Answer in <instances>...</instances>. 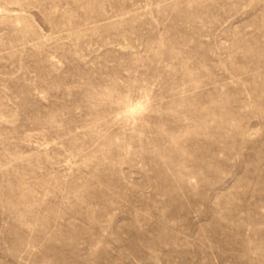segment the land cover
<instances>
[{
	"label": "rangeland",
	"instance_id": "374dc122",
	"mask_svg": "<svg viewBox=\"0 0 264 264\" xmlns=\"http://www.w3.org/2000/svg\"><path fill=\"white\" fill-rule=\"evenodd\" d=\"M0 264H264V0H0Z\"/></svg>",
	"mask_w": 264,
	"mask_h": 264
},
{
	"label": "clouds",
	"instance_id": "9594fccd",
	"mask_svg": "<svg viewBox=\"0 0 264 264\" xmlns=\"http://www.w3.org/2000/svg\"><path fill=\"white\" fill-rule=\"evenodd\" d=\"M149 108H150V100L148 98H145L141 104L129 108L127 112L124 114V116L129 122H133L138 118H140L144 113H146ZM120 118H121L120 116H117V119Z\"/></svg>",
	"mask_w": 264,
	"mask_h": 264
}]
</instances>
